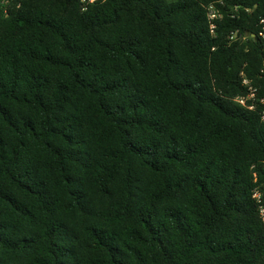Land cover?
<instances>
[{"label":"trees","instance_id":"obj_1","mask_svg":"<svg viewBox=\"0 0 264 264\" xmlns=\"http://www.w3.org/2000/svg\"><path fill=\"white\" fill-rule=\"evenodd\" d=\"M1 2L0 264H264V0Z\"/></svg>","mask_w":264,"mask_h":264},{"label":"built area","instance_id":"obj_2","mask_svg":"<svg viewBox=\"0 0 264 264\" xmlns=\"http://www.w3.org/2000/svg\"><path fill=\"white\" fill-rule=\"evenodd\" d=\"M80 3H81V6H82V10H86L90 5H93L97 2H102L104 0H79ZM4 6H9V5H12L14 7H19L20 5V0H2L1 2ZM219 3L221 4L222 1H219ZM4 12L6 13V9L4 10ZM207 17H208V20L210 22V29L211 31H213V28H214V24L211 23L212 20L220 17V13L218 12L216 6L214 4H211L207 7ZM260 30H259V33L258 35L264 39V18L260 19ZM243 84L249 86L248 84V81L246 79H243ZM254 94H255V89L251 88L249 86V93L246 97H237L235 99V101H237L239 104L241 105H245V101L246 99H250V98H254ZM248 109H252L253 106L250 105V106H247ZM261 118L262 120H264V111L262 112V115H261ZM253 197L255 198H258V194L257 193H254L253 194ZM261 214L264 215V210L261 209Z\"/></svg>","mask_w":264,"mask_h":264}]
</instances>
